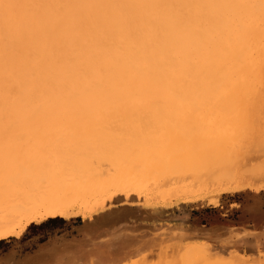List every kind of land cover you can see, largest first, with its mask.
Returning a JSON list of instances; mask_svg holds the SVG:
<instances>
[{
    "label": "bare ground",
    "instance_id": "bare-ground-1",
    "mask_svg": "<svg viewBox=\"0 0 264 264\" xmlns=\"http://www.w3.org/2000/svg\"><path fill=\"white\" fill-rule=\"evenodd\" d=\"M253 3L0 0V139L14 137L13 129L138 123L142 113L225 109L239 103L231 96H264V16ZM10 153L0 150V241L34 221L87 219L108 206L27 196L3 163ZM219 177L221 191H259L264 164ZM211 251L183 255L196 256L194 264H240Z\"/></svg>",
    "mask_w": 264,
    "mask_h": 264
},
{
    "label": "rangeland",
    "instance_id": "rangeland-1",
    "mask_svg": "<svg viewBox=\"0 0 264 264\" xmlns=\"http://www.w3.org/2000/svg\"><path fill=\"white\" fill-rule=\"evenodd\" d=\"M230 100L239 103L155 112L152 120L142 113L138 123L13 129L23 135L0 139V150L11 151L14 188L27 196L59 195L94 209L107 203L91 218L128 219L133 252L114 264H194L196 256L183 252L198 246L228 261L264 264V188L224 192L219 182L264 164V96ZM249 106L256 137L245 141L242 112Z\"/></svg>",
    "mask_w": 264,
    "mask_h": 264
},
{
    "label": "crops",
    "instance_id": "crops-1",
    "mask_svg": "<svg viewBox=\"0 0 264 264\" xmlns=\"http://www.w3.org/2000/svg\"><path fill=\"white\" fill-rule=\"evenodd\" d=\"M52 219L57 223L44 232L36 231L35 225L31 224L21 236L0 241V259L5 264H29L36 260L41 256L40 241L45 232L60 234L67 246L72 245L75 234L79 233L89 242L88 251L95 253L91 258L99 259L102 264H114V260L121 261L133 252V242L129 245L126 243L125 227L128 219L121 214L110 217L106 214L104 218L82 221Z\"/></svg>",
    "mask_w": 264,
    "mask_h": 264
},
{
    "label": "snow or ice",
    "instance_id": "snow-or-ice-1",
    "mask_svg": "<svg viewBox=\"0 0 264 264\" xmlns=\"http://www.w3.org/2000/svg\"><path fill=\"white\" fill-rule=\"evenodd\" d=\"M250 6H258L262 16H264V0H259L258 5L253 3ZM240 131L245 141L256 137V126L252 118L251 106L245 108L242 112V127ZM260 135L264 138V120L260 122ZM3 163L6 167H11L10 160ZM9 179H11L10 176ZM56 223L57 221L51 218L47 221H41L38 225H36L35 221L33 222L35 230L40 232H44L45 229H49ZM75 237L76 239L72 245L67 246L61 239L60 234L45 232L40 241L41 256L34 261H30L29 264H102L99 259L91 258L95 253L88 251L89 242L79 233H76ZM261 238L264 240V228H262ZM0 264H5V261L0 259Z\"/></svg>",
    "mask_w": 264,
    "mask_h": 264
},
{
    "label": "trees",
    "instance_id": "trees-1",
    "mask_svg": "<svg viewBox=\"0 0 264 264\" xmlns=\"http://www.w3.org/2000/svg\"><path fill=\"white\" fill-rule=\"evenodd\" d=\"M56 219H58V220H62L61 218H56Z\"/></svg>",
    "mask_w": 264,
    "mask_h": 264
}]
</instances>
